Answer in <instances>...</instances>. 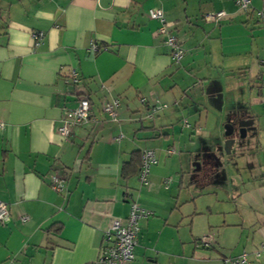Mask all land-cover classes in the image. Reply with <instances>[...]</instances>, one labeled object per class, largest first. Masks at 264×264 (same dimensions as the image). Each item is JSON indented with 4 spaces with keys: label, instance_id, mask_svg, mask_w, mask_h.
Instances as JSON below:
<instances>
[{
    "label": "crops",
    "instance_id": "0c3cea01",
    "mask_svg": "<svg viewBox=\"0 0 264 264\" xmlns=\"http://www.w3.org/2000/svg\"><path fill=\"white\" fill-rule=\"evenodd\" d=\"M152 8L186 50L180 62ZM259 9L264 0L249 13L236 0H0V202L11 213L0 223V264L94 263L112 220L134 203L151 213L129 264H233L244 251L264 264L254 254L264 243ZM221 10L220 22L205 18ZM71 67L77 84L65 80ZM81 96L96 121L65 139L58 128ZM114 98L116 120L102 109ZM157 99L167 107L148 120ZM229 121L244 122L247 140L233 185L210 150ZM147 149L157 160L143 185L138 164L124 167ZM53 174L64 192L52 189ZM205 235L210 246L197 243Z\"/></svg>",
    "mask_w": 264,
    "mask_h": 264
},
{
    "label": "built area",
    "instance_id": "2783aa9c",
    "mask_svg": "<svg viewBox=\"0 0 264 264\" xmlns=\"http://www.w3.org/2000/svg\"><path fill=\"white\" fill-rule=\"evenodd\" d=\"M236 4L240 11L249 13L252 9V0H236ZM149 15L152 19L158 20L160 26L157 30L158 34L165 36V42L172 49V57L175 62H180L184 57L186 50L178 41L175 34L169 29V23L165 21L164 12L161 8H152L149 10ZM224 10L207 13L205 18L210 21L220 22L225 16ZM257 16L262 23L264 29V10H257ZM44 36V32L33 33V39L36 44H39L40 40ZM94 52H98L105 48H100L98 43H94L90 48ZM264 65V59L262 60ZM67 83L77 84L80 82V75L75 67H71L69 72L65 76ZM121 106L120 100L114 98L107 100L102 104V109L112 119L116 120L118 117V110ZM167 107V104H163L160 100H155L150 113L146 118L148 120L153 119V112L158 111L161 108ZM92 104L88 96H81L79 98L78 106L69 111L63 120L62 125L58 128V132L65 138L69 139L73 128L86 121H96L95 116L92 114ZM3 124L0 122V128ZM119 138H116V140ZM155 152L151 149L144 150L142 153V162L139 170V180L143 185L150 183L149 175L151 166L156 162ZM50 185L56 192H64L66 189L65 178L53 174L50 179ZM150 211L141 208L138 204H132L130 214L127 218L116 217L112 220L111 224L107 228L104 234L105 245L100 248L99 256L94 263L91 264H129L135 258V249L138 245V236L141 230L140 220L146 219L150 215ZM11 213L9 205L6 202H0V223L6 224L10 221ZM28 216H23L22 220H27ZM213 237L211 235H205L197 240V243L202 246H210L212 244ZM256 257L264 256V243L255 251ZM233 264H251L249 261V253L244 251L239 256L232 259Z\"/></svg>",
    "mask_w": 264,
    "mask_h": 264
},
{
    "label": "rangeland",
    "instance_id": "374dc122",
    "mask_svg": "<svg viewBox=\"0 0 264 264\" xmlns=\"http://www.w3.org/2000/svg\"><path fill=\"white\" fill-rule=\"evenodd\" d=\"M158 118V117H155ZM235 118V117H232ZM236 118H239L238 116H236ZM227 123L224 125L223 128V134L222 136L219 138V142L215 143L213 142L210 150L213 152V156L215 157V162L219 163V167L218 172L221 176H225L226 182L225 185H233L236 183V174L238 172V170L240 169V167H242L243 165H241L238 155L241 154V148H245L247 147V140L245 138H242L239 136V128L237 123L235 122V143L233 146V150L231 153L222 150L221 147H223L226 143V135H225V127H226Z\"/></svg>",
    "mask_w": 264,
    "mask_h": 264
},
{
    "label": "water",
    "instance_id": "95a60500",
    "mask_svg": "<svg viewBox=\"0 0 264 264\" xmlns=\"http://www.w3.org/2000/svg\"><path fill=\"white\" fill-rule=\"evenodd\" d=\"M238 124L240 126V128H239V136L242 137V136H244V133H246V125L242 121H238ZM234 134H235V122L229 121L228 124L225 127V135L226 136H230L231 138L226 140V143H225V149L226 150L228 148L232 147L233 144L235 143L236 139H235ZM232 136H234V137H232Z\"/></svg>",
    "mask_w": 264,
    "mask_h": 264
},
{
    "label": "trees",
    "instance_id": "16d2710c",
    "mask_svg": "<svg viewBox=\"0 0 264 264\" xmlns=\"http://www.w3.org/2000/svg\"><path fill=\"white\" fill-rule=\"evenodd\" d=\"M142 153L143 152H140V151H135L134 152V157H132L131 161H129L127 163V165H125V167H124V170H125L126 173H128V171L132 167H133V170H135V166H137V164L139 165V168L141 167Z\"/></svg>",
    "mask_w": 264,
    "mask_h": 264
}]
</instances>
